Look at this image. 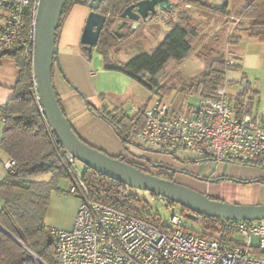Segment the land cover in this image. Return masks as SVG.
<instances>
[{"label": "built area", "instance_id": "1", "mask_svg": "<svg viewBox=\"0 0 264 264\" xmlns=\"http://www.w3.org/2000/svg\"><path fill=\"white\" fill-rule=\"evenodd\" d=\"M39 4L40 0H0V55L7 48L22 47L33 65ZM28 15L31 22L25 31ZM32 93L45 116L35 75ZM154 96L144 109L129 110L143 116L129 131L130 140L160 152L189 150L215 161H250L264 153V108L250 112L246 100L237 112L224 86L215 96L198 95L177 105L158 93ZM58 151L71 175L68 192L80 202L71 228L51 227L55 264H264V219H222L217 231L188 228L176 214L150 222L92 200L82 175L73 168L74 155L64 146ZM14 165L9 158L4 168L11 172Z\"/></svg>", "mask_w": 264, "mask_h": 264}, {"label": "trees", "instance_id": "2", "mask_svg": "<svg viewBox=\"0 0 264 264\" xmlns=\"http://www.w3.org/2000/svg\"><path fill=\"white\" fill-rule=\"evenodd\" d=\"M137 1L104 0L101 2L98 11L107 16V21L95 47L104 55L107 67L126 72L150 89L159 87L157 93L161 95L169 92L173 86H167L166 82L161 84L160 74L170 60L180 61L189 55L194 47V40L198 41L197 38L201 35V28L191 15L184 12L179 13L168 19L170 30L151 54L140 53L127 61L125 65L112 64L109 61V49L120 40L114 32L115 26L121 19L122 11ZM172 1L174 5L183 2L190 6H196L203 12L211 10L214 13H224L228 7L227 4L220 7L215 6L207 0ZM77 4L89 5V0H67L61 25L65 15ZM174 5L163 12L173 13ZM238 15L251 20L248 28L249 35L264 41V0H248L246 5L241 7ZM30 22L31 17L28 15L25 18V31L29 28ZM60 27L57 30L58 40ZM128 27L133 28L131 25H126L124 28ZM229 41L235 43L236 38L229 36ZM7 49V54L16 59L20 67V77L13 88L12 98L0 108L6 124L0 142V151L15 160L13 170L7 172V175L0 182V199L3 202L0 209V264H55L51 227L46 223V216L52 190L58 188V182L63 177L71 178V175L67 164L58 151L63 145L40 111L33 96L34 71L32 64L27 61L22 47ZM201 52L202 50L199 49L196 54L206 58L209 67L199 80L183 87V89L203 97L215 96L219 87H225L227 71L238 69V66L228 62L225 57H212V53L215 52L214 48L206 52L205 55L207 56ZM245 101L243 89L234 101V108L237 112H241ZM248 102V111L251 112L252 104L250 101ZM90 106L96 114L114 128L126 147H128V143H135L128 138V133L134 123H142L143 116L141 113H131L130 115L125 109ZM140 108L144 109L145 107ZM140 148L145 149L143 146ZM173 155L177 156V154ZM116 157L146 172L167 179L174 177V173L165 170H160L158 173L153 172L152 167L155 165V161L145 155L129 151L127 155ZM235 162L261 166L264 163V153L250 161ZM44 175H48V179L43 178ZM82 177L92 200L108 204L150 222H162L157 215L148 213L143 209L144 206L140 199L129 191L128 187L130 186L86 165H84ZM189 211L184 209L185 214ZM197 216L195 220L201 222L203 228L216 231L219 229L221 218H212L201 214H197Z\"/></svg>", "mask_w": 264, "mask_h": 264}, {"label": "crops", "instance_id": "3", "mask_svg": "<svg viewBox=\"0 0 264 264\" xmlns=\"http://www.w3.org/2000/svg\"><path fill=\"white\" fill-rule=\"evenodd\" d=\"M234 1L226 0L223 5L213 3L219 7L228 5L226 12L214 13V16L230 17L232 21L227 22L228 19L221 21L223 26L219 25L217 29L230 25L229 36L236 38V42L231 44V49H229L232 55H229L226 60L235 63L238 69L227 71L225 87L234 92L228 93L233 101L236 100L239 89L242 90L243 88L246 100L251 102L252 110L256 111L264 108V41L251 37L248 31L251 20L238 15L239 10L246 5L248 0H239L241 2L237 5ZM191 7L185 4L184 11ZM194 18L203 23L202 17V19ZM3 19L4 11L0 6V28L3 25ZM214 35V33L211 34L206 40ZM59 44L61 76L58 78L60 80L57 81L54 70V83L61 106L72 127L90 145L112 156L127 155L131 148L124 145L114 128L96 114L90 105L107 107L108 109H125L130 113L129 106L136 105L129 103L126 106L124 102L131 100L130 97L133 93L136 96L138 85L142 86L143 84L120 69L107 67L104 55L96 47L93 49L92 56L89 57L82 49V44L78 38L75 41H68L60 35ZM7 52L8 49H5L0 55V108L12 98L13 88L20 77V67L16 59L8 55ZM57 67L56 65L55 68ZM131 90L133 93L130 92ZM135 98L137 99V96ZM150 103L138 105V107H146ZM1 115L0 112V142L6 127L5 120L1 118ZM134 142L133 144L138 148L142 146L140 143ZM142 150L143 152L138 150L133 152L145 155L156 163L163 162L180 168L183 172H172L174 173V180L176 178L178 182L213 198L235 203L242 198V204L264 203V163L258 166L227 160L215 161L204 159L192 151H190L192 154L187 155H183L185 151H179L176 153L177 156H174L149 147ZM150 152L154 154H150ZM8 159L9 157L0 151V182L7 175L4 163ZM79 202V199H70V203L69 201L61 202L57 207L58 217L54 221L55 224L63 228H71ZM1 204L2 201H0V207ZM67 210L70 212L69 218L62 221L63 213Z\"/></svg>", "mask_w": 264, "mask_h": 264}, {"label": "water", "instance_id": "4", "mask_svg": "<svg viewBox=\"0 0 264 264\" xmlns=\"http://www.w3.org/2000/svg\"><path fill=\"white\" fill-rule=\"evenodd\" d=\"M102 1L104 0H89L90 13L80 39L82 49L89 57L92 56L107 21V16L98 11ZM66 2L67 0H40L32 65L45 117L62 145L84 165L127 186L150 191L180 204L184 209L190 210L186 213L190 218H197V214H201L228 220H263L264 203L242 204L213 198L174 179L146 172L90 145L78 135L61 106L53 75L56 65L61 68L57 30L61 25ZM173 5L172 0H138L122 11V19L116 24L114 32L118 37H122L127 19L134 21L133 27L141 20L151 19L158 11H166ZM155 166L165 167L173 172H183L180 168L163 162L155 163Z\"/></svg>", "mask_w": 264, "mask_h": 264}, {"label": "rangeland", "instance_id": "5", "mask_svg": "<svg viewBox=\"0 0 264 264\" xmlns=\"http://www.w3.org/2000/svg\"><path fill=\"white\" fill-rule=\"evenodd\" d=\"M232 1L233 0H229ZM209 2L223 5L226 0L217 1V0H209ZM241 1L235 0L234 3L237 5L240 4ZM198 7L192 6L185 10V4L183 2L176 3L174 5L173 13L158 11L157 15L148 20H141L137 24L133 25V28H123V35L119 37L120 40L109 49V61L112 64L117 63L118 65H125L127 61H129L134 56L140 53H149L151 54L154 49L164 40L166 35L170 30V24L168 23V19L170 16H175L179 13H187L192 16L193 20L197 22L201 28V35L198 41L194 40V47L190 51L189 55L183 60H170L167 64L163 72L160 74L159 79L161 84L166 82L167 86H173L169 92L162 93L161 95L169 102L177 105L181 104L182 100L188 99L190 101L196 100L198 94L192 93L189 91H185L183 87L191 84L194 81L199 80L203 73L208 69L209 63L206 58L200 57L196 54L197 49L202 50V54L204 56L206 52L210 49L214 48V53L212 57H225L227 58L232 53L229 51L231 49V44L229 41V28L230 25L224 26V28H218L219 25L223 26L220 22L225 21L231 22L232 18H227L222 15L214 16V12L211 10H205L203 12L202 9H197ZM90 13V8L88 5H75L72 10L65 15L64 21L60 27V35L62 38L68 41L81 39V35L83 32V28L85 26L87 17ZM213 16V17H212ZM194 17L201 18L203 23L200 20H195ZM200 23H199V22ZM220 26V27H221ZM217 32V33H216ZM215 34L212 38L206 40L211 34ZM93 53V52H92ZM61 76V68H55V79L59 81ZM141 84V83H140ZM159 87H154L150 89L148 87H144V85H138L137 91V99L133 93L131 95V100H125L124 104L127 106L129 103L131 105H142L148 102H152L155 98V93H157ZM135 91V92H136ZM227 93H234L230 89H226ZM133 106H129V110ZM140 108V107H138ZM128 146L131 148V151L138 150L143 152L142 149L138 148L136 145L132 143H128ZM150 154H154L150 152ZM192 154L189 150H186L183 155ZM73 168L75 172L79 175H82L84 164L76 160V163L73 164ZM156 172V171H155ZM45 179H48V175L42 176ZM175 180H177L175 178ZM70 177H63L58 182V188L52 190L50 195L49 202V211L46 219V223L49 227H61L55 224V220L58 217L57 207L61 202L69 201L70 199H79L75 194L68 192V189L71 185ZM178 181V180H177ZM242 186V185H241ZM129 191L134 194L138 199H140L141 204L144 206L143 209L148 213H153L157 215L162 221H166L172 217L173 214H176L181 218V221L184 225L192 229H202L203 226L201 222L195 220V218H190L186 216L184 212L183 206L180 204L174 203L171 200L161 197L159 195L153 194L150 191L138 189L134 187H128ZM241 193V191H239ZM242 194V193H241ZM0 201H2L0 199ZM237 203H242V198ZM3 202L1 204L0 209L2 208ZM69 211H64L63 220H67L69 218ZM239 240H242V236H238ZM257 243V239L254 238V244Z\"/></svg>", "mask_w": 264, "mask_h": 264}, {"label": "flooded vegetation", "instance_id": "6", "mask_svg": "<svg viewBox=\"0 0 264 264\" xmlns=\"http://www.w3.org/2000/svg\"><path fill=\"white\" fill-rule=\"evenodd\" d=\"M122 19V18H121ZM120 19V20H121ZM133 22L134 21H132V20H129V19H127V23L124 25V27L126 26V25H131L132 26V24H133ZM123 27V28H124ZM156 163V162H155ZM150 169V168H149ZM152 169H154V170H152L153 172H160V170H165V171H168V172H173V171H171V170H169V169H167V168H165V167H161V166H155V165H153V167H152Z\"/></svg>", "mask_w": 264, "mask_h": 264}]
</instances>
